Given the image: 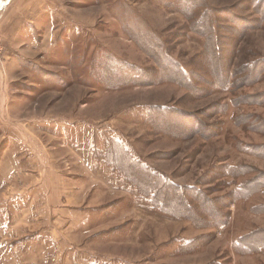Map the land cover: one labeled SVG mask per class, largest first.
I'll return each instance as SVG.
<instances>
[{"label": "rangeland", "instance_id": "1", "mask_svg": "<svg viewBox=\"0 0 264 264\" xmlns=\"http://www.w3.org/2000/svg\"><path fill=\"white\" fill-rule=\"evenodd\" d=\"M0 41V264H264V0H0Z\"/></svg>", "mask_w": 264, "mask_h": 264}, {"label": "trees", "instance_id": "2", "mask_svg": "<svg viewBox=\"0 0 264 264\" xmlns=\"http://www.w3.org/2000/svg\"><path fill=\"white\" fill-rule=\"evenodd\" d=\"M194 3H198V1H196V2H193V3H191V7H189V8H187L186 10H188V12H187V16H192L193 15V12L191 11V10H193L192 9V6L194 5ZM204 22H205V18H201L199 21H197L195 24H194V27H195V29H197L198 31H200L201 33H203V31H206V29H207V27L204 25ZM140 38H142V39H140ZM139 39H140V43L141 42H144V43H146V41H149V39H146V38H144L143 36H141ZM153 42H154V40H153ZM152 42V43H153ZM153 44H155V43H153ZM144 46V45H143ZM214 53H215V49H213V50H210L206 55L208 56H210V59H211V61L213 62L214 61V59L212 60V57H214L213 55H214ZM161 54H162V56H161V58H159L158 56V59H159V61H160V64H161V67L165 64L164 63V60L165 61H167V62H169V64L171 65V67L174 69V71H176V75H178V76H180V78H182L184 81H186V80H188L189 78V76L185 73V71H184V69L179 65V64H176L175 63V61L173 60V59H168L166 56L164 57V54H163V51H161ZM211 66H212V64H211ZM214 66V68L215 69H218L219 67H220V62H218L217 63V65L215 66V64L213 65ZM160 67V68H161ZM163 69V68H162ZM159 74L161 75V78L164 80H166V81H171L170 79H173V77L171 76V75H169V73H167V71H165V69H163L161 72H159ZM171 82H176V81H171ZM249 188V187H248ZM252 188V187H251ZM160 191H161V193H163V195L164 196H166V195H168V194H170L169 192H168V189H164V188H161L160 189ZM197 194L198 195H203V193L202 192H197ZM171 196H174L173 194H170ZM176 196V195H175ZM236 196V195H235ZM197 198H198V196H197ZM179 201V200H178ZM232 201H233V196H232ZM182 207H184V205H182ZM187 210V209H186ZM189 213H191V211H189V210H187ZM204 213H206V212H204ZM227 213H225V215H226ZM225 218L226 217H224V216H222L221 214L219 215V214H217V215H215V219H217L216 220V222H217V224L219 225V224H221V223H223L222 221L223 220H225ZM239 245V244H238ZM237 245V246H238ZM246 248H249L248 249V252H260V251H262V250H264V239H262V240H258L257 239V237L256 238H251V241H250V243H246L245 245H244ZM240 250H244V248L243 247H241V249ZM245 252V251H244Z\"/></svg>", "mask_w": 264, "mask_h": 264}, {"label": "crops", "instance_id": "3", "mask_svg": "<svg viewBox=\"0 0 264 264\" xmlns=\"http://www.w3.org/2000/svg\"><path fill=\"white\" fill-rule=\"evenodd\" d=\"M3 5V4H2ZM26 25V23H24Z\"/></svg>", "mask_w": 264, "mask_h": 264}, {"label": "built area", "instance_id": "4", "mask_svg": "<svg viewBox=\"0 0 264 264\" xmlns=\"http://www.w3.org/2000/svg\"><path fill=\"white\" fill-rule=\"evenodd\" d=\"M1 42V41H0Z\"/></svg>", "mask_w": 264, "mask_h": 264}]
</instances>
